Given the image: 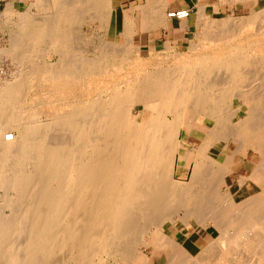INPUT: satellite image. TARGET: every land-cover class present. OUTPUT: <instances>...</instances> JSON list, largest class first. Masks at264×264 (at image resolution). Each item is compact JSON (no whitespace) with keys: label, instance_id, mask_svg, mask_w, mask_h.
I'll use <instances>...</instances> for the list:
<instances>
[{"label":"bare ground","instance_id":"6f19581e","mask_svg":"<svg viewBox=\"0 0 264 264\" xmlns=\"http://www.w3.org/2000/svg\"><path fill=\"white\" fill-rule=\"evenodd\" d=\"M36 3L37 0H34L27 10L17 13L16 21L21 32L10 48L15 51L14 58L20 67L13 73V80H8L5 86L0 87V157L5 160L16 148L29 155L34 151L40 152V148L45 146V152L41 151L43 154L39 155L40 160L36 162L37 168L34 166V169L39 170L40 179H43L39 183L44 184L42 188L38 187L39 198H36L38 200L34 203V210L31 207L33 211L22 205L33 180L31 176L24 175L25 177L5 180L0 184L2 204L12 202L14 206L12 217L8 214L7 217H0V261L7 252L10 235L23 220L22 232L27 235V239L22 247L17 248L16 254L11 252V260H18L21 264H50V237L51 241L61 240V245L74 254L76 264H93L95 259L98 261L94 264H105L107 260L102 258L103 254L110 256L123 252L127 246L141 242L144 233L164 234V222L172 220L174 223L178 211L187 207L183 208L187 203L182 202H185L190 188H194L192 191L195 193L193 184H206L205 190L211 192L215 186L226 184L225 194L220 195L216 188L214 189L218 194L214 191L213 195L201 188L207 194L197 193L199 197L196 194L198 208L213 202L221 204L225 198L233 203L236 198L227 182L228 176L234 170L229 158L237 152L245 153L248 149L243 144L246 142L254 143L250 148L252 152L259 151V146L264 147V114L255 111L262 104L263 98L258 97L259 95L246 97L245 90L238 87L246 73L240 70V66L256 63L248 60L256 53L264 54V41L251 46L254 40L250 38V44L246 41L250 46L242 47L243 43L239 48L238 45V52L236 47L235 52L223 48L221 52L197 56L175 54V58L180 61L175 66L159 65L152 71L144 72L140 78L128 80L127 84L125 82L114 84L109 89L102 88L98 94L93 92L96 80L92 79L90 85L84 84L83 72L79 75L73 68L79 63L92 71L95 66L92 59L86 58L82 53L78 57L74 56L71 65L67 63L70 66L56 63L53 68L42 73L46 75L53 72L59 75L61 84H66L69 89L81 90L79 94L74 92L75 100L70 103V114L65 118L67 128L72 133L65 141L59 142L55 133L54 136L50 135V122L41 126H13L36 114L32 110L36 103L33 102L30 107L28 96L43 80L39 76L41 71L38 70L39 65L43 64L42 58H47L49 53L55 51L68 53L72 41L70 22L79 17L85 5L87 9L97 11L109 9L111 0H52L47 16L40 15V12L47 9L44 5L36 12L33 11L32 6ZM212 10L213 7L205 6L199 14L204 17L203 13L209 12L207 18L209 14V17L214 18L210 13ZM259 15L253 12L248 19L256 20ZM246 24L250 26L249 30L246 28L247 34L254 30L252 35L264 38V25L257 24L258 27L255 25L253 29L254 23ZM232 31L233 29L226 33H230L229 36L235 34L234 38L236 34L238 38L246 35L244 30H235L236 33ZM213 48L212 50H216L218 47ZM262 58L260 64L264 66ZM215 60L220 62L215 65ZM44 65L45 63L42 66ZM224 76L230 77L237 88L234 84L230 87L221 85L219 80L224 79ZM88 86L91 87L87 88ZM244 100L247 103L243 105ZM236 101H240L239 105H236ZM142 105H149L154 109L149 118H143L145 111L142 115H126L125 108ZM232 111L236 112L237 119L234 120L233 116V121L229 118L226 120V116ZM242 111L244 115H241ZM210 120L212 123L208 122ZM224 121H228V126L223 125ZM93 123H100V129H113L116 136L106 154L104 152L102 156L93 151L85 159L89 149L87 137L93 134ZM197 123H202L207 130L194 135L199 140L195 145V141L185 137L186 131L185 136L183 131L185 125L195 129ZM11 128L17 129V136L5 140L4 135ZM51 129H54L53 126ZM65 131L69 130L65 127ZM232 139H236L234 143H231ZM183 140L191 146L184 144ZM231 145L234 148L228 153ZM54 146L58 147V151L53 150ZM189 151L194 152L191 165L193 171L189 182H186L184 176L181 179L176 178L175 168L178 160L188 159ZM256 172L257 170L251 174L256 176ZM111 180L112 184H108ZM52 182L57 183L54 186ZM210 200L213 202L209 203Z\"/></svg>","mask_w":264,"mask_h":264},{"label":"rangeland","instance_id":"374dc122","mask_svg":"<svg viewBox=\"0 0 264 264\" xmlns=\"http://www.w3.org/2000/svg\"><path fill=\"white\" fill-rule=\"evenodd\" d=\"M33 1L0 0V87L1 85L5 86L8 80H13V73H15V70L17 72V68L20 67L14 58L16 53L10 47L21 32L16 21L17 13L27 10ZM51 1L37 0V3L32 6L33 11L36 12L39 7H43L44 5L47 9L40 12V15L46 14L47 16ZM191 4L188 7L191 9V15L187 20L182 21V23L177 19L167 17L168 11L176 9L178 0H111V7L109 9H100L98 11L87 9L85 5L79 17L69 24L72 41L69 44L70 49L68 53L67 51H55L49 53L47 58L46 56L42 58L45 65L42 66L43 64H40L42 68L39 65L38 70L40 69L39 72L41 71L40 74L43 76L40 74L39 76L43 77V80H41L40 86L38 85V88L32 89L28 96V101L31 103L30 107L33 102L34 104L36 103L35 107L32 108L33 113L36 114L27 121L14 124L13 127L18 128L24 124H37L41 126L50 122L52 124L50 125V131L52 130L50 135L53 134L54 136L56 134L57 141H65L68 135V138L70 137V133L72 132H70V128H67L68 125L65 120L70 114V103L75 100L73 98L74 92L77 91L79 94L81 90L80 88L69 89L65 86L66 84H61L59 75L53 72L46 75L42 72L48 71L47 69L53 68L54 64L60 62L64 66H70L74 56L79 54L83 53L85 57L87 56L86 58L92 59L91 61L95 63L94 70L90 71L86 65L82 67L79 63L73 68L76 72L78 71L77 74L84 73H82L84 84L87 85L91 81L96 80L93 85V92L98 94L102 88L109 89L114 84L125 82L127 84L128 80L140 78L144 72L147 70L152 71L159 65L162 67L175 66L180 63L175 58V54L181 53L185 56H197L204 53L221 52L223 48L229 52H235L236 47V52H238L240 45L243 43L242 47L250 46L248 45L250 44L248 40L250 38L254 40V44L251 43V46L264 41L262 35L263 39L258 38L260 35H252L254 30L252 32L249 31L247 34L250 26L248 27L249 24H246L248 22L254 23L253 29L257 24L259 26L264 25V0H193ZM205 6L213 7L210 13L215 19L209 17L210 14L207 18L206 15L209 12L203 13V16L206 18L201 17L202 14H199V12ZM253 12H257L261 16L259 15L256 20L248 19ZM166 22L176 25L179 23L184 25L186 23V25H189L188 32L186 34L167 35L165 33L167 30L164 29ZM232 29V32H235V30H244L245 32L247 30L246 35L239 36L238 38L236 34V38H234V34L231 37L229 36L230 33L226 32ZM223 37L224 40L222 39ZM257 38L261 41H258ZM246 41L249 43L247 44ZM211 42L215 44H210ZM209 46L210 48H208ZM211 47H214L213 49L218 47V50H212ZM63 53L66 55H62ZM262 56L264 58L263 53H256L248 60H254L256 63H246L240 66V70L246 73H244L245 78L240 80L238 87L245 90L246 97L250 95L257 97L259 95L258 97L261 96L263 98L262 104L258 105L259 107L255 111L264 114V66L260 64ZM224 57H227V55ZM216 61H213L215 65L220 62L217 61L216 63ZM67 63L70 65H67ZM232 82L230 77L227 78L225 76L224 79L219 80V83H222L221 85L227 87L232 86L234 84ZM167 83L170 82L168 81ZM89 87L91 86L87 88ZM39 98L41 100H38ZM239 103L240 101H236V105H239ZM246 103L247 101L244 100L242 104ZM154 105L157 106V103H154ZM245 107L243 108L245 109ZM125 110L126 115H142L143 111H145L142 115L144 119L149 118L151 112L154 111L149 105L125 108ZM233 112H229L227 116L225 115L227 118L225 116L224 118L226 120L229 118L230 120L234 116L233 119L236 120L237 114ZM54 113H57L56 116L53 115ZM242 113L241 115H244V111ZM233 119L230 121H233ZM61 120H63V123ZM60 121L63 126L59 124ZM208 122L212 123L211 120ZM98 125L100 126V123H93L91 126L93 133L91 134L93 136L87 137L89 149L85 159H88L93 151L99 152L98 154L102 156L104 152L106 154L110 148V143L113 141L112 139L116 136L113 129L111 130L107 127H105L106 129L104 127L100 129ZM223 125L228 126V121H224ZM233 125L237 127V124L233 123ZM51 126L54 129H51ZM65 127L69 131H65ZM11 129L9 132H12V137H16L17 129ZM205 129L207 130L202 123H197L195 129H191L190 126L185 125L183 135L185 136L186 131L185 137H189L192 141L194 140L196 145L199 143V140H196L194 135L206 132ZM235 140L232 139L233 142L231 141V143H234ZM183 143L191 146L185 140H183ZM253 144L246 142L243 144L245 149H248L245 153L237 152L229 158V163H233L234 172L230 173L227 182L231 187L233 196L236 198L233 203L232 200H230L231 202L227 201V198L221 201V204L218 202V205L210 200L209 203L212 201L213 204H205L198 208V204L195 201L197 193H204L203 195L210 193V195H213L218 191L219 195L225 194L226 184H223L225 186L219 185L220 189L215 186L214 188L217 191L213 188V193L210 190V192L205 190L207 189L206 184H201V182L193 184L192 187H195V195L192 191L194 188H190L185 202H182L183 204L187 203V205H183V208L187 207L178 211L177 220H174V223H172V220L164 222L165 226L164 224L163 226L166 227L163 230L164 234L144 233L141 237V242L139 241L137 244L133 243L131 246H127L123 252L110 254L111 257L103 254L102 258L107 260L105 264H264V147L259 146L261 152L260 150L252 152L250 148L254 146ZM43 148H40V152L34 151L29 155L24 154L22 149L16 148L5 160L0 157V184H2V181L13 180L17 177L28 175L32 177L33 180L29 187V191L32 193L28 191L27 196H24L22 201L23 207H29V210H34V205H36L34 203L38 200L36 198H39L40 191L38 187L42 188V184H44V182L42 184L39 183L43 179H40L39 170L34 169L35 167L37 168L36 162L40 160L39 155L43 154L41 151L45 150ZM233 148L234 145H231L228 153L232 152ZM53 150L58 151V147L54 146ZM193 156L194 152L189 151L188 159L178 160L175 168L177 179H181L184 176L185 181L189 182V178L192 175L191 172L193 171V167L191 166ZM213 162L214 160H212ZM256 170V176H253L251 173H254ZM241 181H243V185L240 183ZM112 182L111 180L108 184H112ZM56 183L52 182L53 185H56ZM201 188L207 193L202 191ZM203 195L202 197H204ZM5 204H2V200L0 199V217H7L8 215L12 217L14 215L12 202L11 204L7 203V206ZM31 207L33 208L31 209ZM24 221L15 227V234L13 232L10 235L11 238L9 237L10 240L8 239L10 243L8 244L7 252H5V256L2 255L3 258H1L0 264H21L18 260H11V256L12 253H17V248L22 247L27 239V235L22 232L24 230V227H22ZM25 223L28 222L26 221ZM48 239L50 247L48 245L46 247L50 248V260H53V262L50 261V264H76L74 254L66 246L61 245L60 239H53L52 241L50 237ZM6 255L10 256L6 257ZM97 261L98 259H95L93 264Z\"/></svg>","mask_w":264,"mask_h":264},{"label":"crops","instance_id":"0c3cea01","mask_svg":"<svg viewBox=\"0 0 264 264\" xmlns=\"http://www.w3.org/2000/svg\"><path fill=\"white\" fill-rule=\"evenodd\" d=\"M192 1L193 0H178V5H177L176 9L188 8L189 6L192 5L191 4ZM185 20H187V19H185ZM185 20H179V21H181V23H182V21H185ZM188 28H189V25H186V23L184 25H182L180 23L176 25V24L171 23V22H166L165 26H164V29L167 30L165 33H167V35L169 34L170 36L171 35H177V34H184V33L186 34L188 32V30H187Z\"/></svg>","mask_w":264,"mask_h":264},{"label":"built area","instance_id":"2783aa9c","mask_svg":"<svg viewBox=\"0 0 264 264\" xmlns=\"http://www.w3.org/2000/svg\"><path fill=\"white\" fill-rule=\"evenodd\" d=\"M190 13H191V9L189 8H179L172 11H168L167 17L171 19L184 20L190 16ZM12 136H13L12 132H6L4 135V139L11 140Z\"/></svg>","mask_w":264,"mask_h":264}]
</instances>
